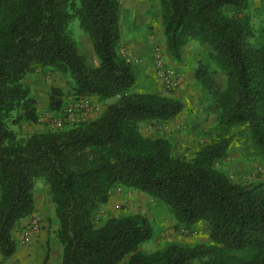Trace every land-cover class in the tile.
<instances>
[{
  "label": "trees",
  "instance_id": "obj_1",
  "mask_svg": "<svg viewBox=\"0 0 264 264\" xmlns=\"http://www.w3.org/2000/svg\"><path fill=\"white\" fill-rule=\"evenodd\" d=\"M161 1L172 57L180 62L188 42L200 43L195 78L218 110L215 136L193 157L176 155L171 139L141 131L144 122L178 117L185 103L136 89L135 64L119 53L121 0H0L4 261L17 253L14 228L36 211L35 181L44 179L59 221L61 264H264V179L234 181L217 167L235 140L247 158L264 159V0L261 38L250 0ZM76 18L92 42L95 66L72 34ZM210 60L225 75L224 87L215 81ZM37 68L67 75L74 98L110 101L105 112L67 128L20 136L14 125L40 119L25 81ZM65 103V91L54 86L50 109L62 111ZM117 187L165 202L185 230L207 223L211 242L171 243L147 252L142 245L155 232L147 216H111L96 225Z\"/></svg>",
  "mask_w": 264,
  "mask_h": 264
},
{
  "label": "rangeland",
  "instance_id": "obj_2",
  "mask_svg": "<svg viewBox=\"0 0 264 264\" xmlns=\"http://www.w3.org/2000/svg\"><path fill=\"white\" fill-rule=\"evenodd\" d=\"M121 2L122 45L119 48V53L122 58L129 59L135 64L138 72L136 87L140 88L136 89L144 91L146 88H153L154 92L162 94L165 91L168 93L166 95L173 96L185 103V111L178 117L166 122H144L141 125V131L149 138L167 137L173 142V151L176 155L193 157L202 144L207 143L215 136L219 127L218 110L211 102L212 94L200 86L195 78V70L201 53V49L197 50L196 48L198 41H190L183 47L182 52L185 53L183 56L187 57V61L182 60L186 63L178 64L174 69L170 63L172 55L164 33L162 1L121 0ZM250 2L252 3L254 26L261 38L262 34L259 31L263 24V0H250ZM70 27L75 39L84 50L88 62L91 65H97L98 59L92 42L89 36L84 33L80 20L76 18ZM198 44L200 43L198 42ZM158 49L163 54L165 66L182 78L181 88L176 89L169 86L159 74L155 56ZM208 62L217 70L214 75L215 81L224 87L225 75L212 60ZM142 65H145V68L140 73ZM25 81L31 87L33 95L38 101L40 119L37 123L24 122L14 125L13 128L20 136L47 130L55 131L70 127L78 122L95 119L105 112L110 102L98 97H72L73 85L70 78L67 75L54 72L51 68H37L27 75ZM54 86L62 88L66 93L65 106L59 112L52 111L49 106L50 94ZM160 86L164 89L163 91ZM69 107H74L76 111L70 114L67 111ZM217 167L225 171L234 181L264 179V159L247 158L241 144L236 140L231 144L228 153L217 160ZM37 180V190L40 191L38 193L42 197H47L49 206H52L49 186L44 179ZM130 213H141L150 218L155 228L152 239L160 240L164 244L163 247L171 243L194 245L199 242H211L207 223L201 222L183 230L182 227L176 225L172 209L168 204L135 189H117L112 194L110 202L100 208L96 225H101L111 216ZM152 239L150 240L152 241ZM17 243L19 246L18 239ZM245 254L246 252L239 253V255Z\"/></svg>",
  "mask_w": 264,
  "mask_h": 264
},
{
  "label": "crops",
  "instance_id": "obj_3",
  "mask_svg": "<svg viewBox=\"0 0 264 264\" xmlns=\"http://www.w3.org/2000/svg\"><path fill=\"white\" fill-rule=\"evenodd\" d=\"M252 5V3H251ZM195 41V40H193ZM197 50L201 49L200 44L196 42ZM187 45V44H186ZM185 47V46H184ZM196 50V51H197ZM183 51V50H182ZM184 55L185 53L182 52ZM187 61V57L183 56V60ZM186 61L178 62L172 57L170 63L175 69L179 64H185ZM145 65L140 66V73L144 70ZM150 80V79H149ZM137 89H140L138 86ZM161 91L164 89L160 86ZM144 91L154 92L155 90L146 88ZM163 94H168L163 92ZM37 181H35V203L36 211L41 216V230L32 238V241L28 244H20L18 246L17 253L10 259L4 261L2 254L0 253V264H61L63 256V246L57 236V229L59 227V221L56 216L55 206H49L48 198L42 197L39 190H37ZM41 183V182H40ZM118 197V196H117ZM119 200V198H117ZM35 212L25 219H22L14 228V236L18 239L21 229L31 220V217L35 215ZM37 214V213H36ZM163 243L159 240L152 239V241L145 242L142 245V249L147 252H152L163 247ZM49 258L46 261L47 255Z\"/></svg>",
  "mask_w": 264,
  "mask_h": 264
},
{
  "label": "built area",
  "instance_id": "obj_4",
  "mask_svg": "<svg viewBox=\"0 0 264 264\" xmlns=\"http://www.w3.org/2000/svg\"><path fill=\"white\" fill-rule=\"evenodd\" d=\"M156 61L159 74L164 78L166 83L176 89L181 88L182 78L175 74L172 70L165 66L164 58L162 52L158 49L156 51ZM67 111L72 114L76 109L74 107L67 108ZM122 187H117L112 190L113 194L117 189ZM41 230V218L39 214H35L31 220L21 229L18 240L20 244H28L32 241V238ZM185 230V229H183Z\"/></svg>",
  "mask_w": 264,
  "mask_h": 264
}]
</instances>
